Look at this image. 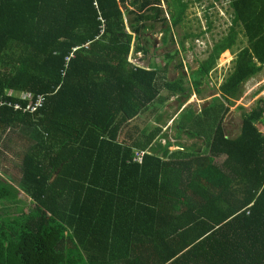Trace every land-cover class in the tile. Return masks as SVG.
I'll return each instance as SVG.
<instances>
[{
	"label": "trees",
	"instance_id": "1",
	"mask_svg": "<svg viewBox=\"0 0 264 264\" xmlns=\"http://www.w3.org/2000/svg\"><path fill=\"white\" fill-rule=\"evenodd\" d=\"M168 2L178 28L189 5ZM228 2L232 26L193 73L197 93L227 50L233 69L199 115L176 120L202 154L158 144L183 75L131 63L159 25L176 43L161 0H0V154L15 135L32 143L8 172L17 186L0 176V264H264V98L237 138L223 126L264 71V0ZM39 98L35 113L14 108Z\"/></svg>",
	"mask_w": 264,
	"mask_h": 264
},
{
	"label": "rangeland",
	"instance_id": "2",
	"mask_svg": "<svg viewBox=\"0 0 264 264\" xmlns=\"http://www.w3.org/2000/svg\"><path fill=\"white\" fill-rule=\"evenodd\" d=\"M169 0H161V7L166 13L165 18L169 20L173 28L172 38L167 44L163 45L162 40L165 38L163 26L159 25L154 32L148 31L147 38L151 44V50L148 55L133 54L132 62L134 65L148 68L150 65L158 67L162 72L159 75H166L167 79L179 78L183 75L184 82L189 95L188 99H183L186 95L174 97L162 111V119L158 122L163 129V133L169 134V138L160 137L162 146H167L168 143L177 144L180 142L187 147L194 148L197 145V151L202 154L209 152V148L203 145V140L199 136H191L189 132H183L182 139H178V126L182 112L186 110H194L201 113L205 106H208L215 96H219L218 88L224 79L231 73L233 69V61L236 56L232 51H225L217 63L216 68L210 73L208 80L201 85L203 93L199 95L195 87L193 73L200 68V65L209 57L213 46L220 42L229 33L232 26L231 10L228 0H185L189 8L185 15V20L180 27H174L171 22L169 13ZM240 43L246 41L240 36ZM185 43V45L183 44ZM244 44H240L243 46ZM137 49V46H135ZM235 48V53L237 50ZM155 50V54L153 51ZM176 50L179 54H175ZM169 53L175 54V60L171 64L167 61ZM183 63L184 68L179 65ZM167 70V71H166ZM264 98V71L258 76L253 77L245 85H243V94L241 98L235 101L230 112L226 115L223 126L230 138H237L241 133V126L245 114L249 113L253 108H256L258 102ZM147 118V117H146ZM261 131L264 133V125H260ZM195 132V131H194ZM162 133V134H163ZM31 142H27L20 135H15L10 139H5L2 153L0 154V176L7 177L13 181L15 176L20 175V170L15 166V161H18L16 155L25 154L29 150ZM173 151L178 150L172 148ZM224 158L219 159L218 165H221ZM9 172L13 174V178L9 177ZM17 186L16 181H13ZM20 202H23L25 208L32 206V199L21 192L19 195ZM0 205V209L4 208ZM7 210H11L19 206L17 203L6 206ZM27 208V209H28Z\"/></svg>",
	"mask_w": 264,
	"mask_h": 264
},
{
	"label": "built area",
	"instance_id": "3",
	"mask_svg": "<svg viewBox=\"0 0 264 264\" xmlns=\"http://www.w3.org/2000/svg\"><path fill=\"white\" fill-rule=\"evenodd\" d=\"M27 97H24L23 99H26ZM28 99V98H27ZM32 98H29V101H31ZM44 99L43 98H39L35 103H30L28 104L26 107L20 106V105H15V109L16 110H20L23 111L25 113H35L37 112L40 108H43L44 106ZM7 106H13L11 101L6 100V102L4 103Z\"/></svg>",
	"mask_w": 264,
	"mask_h": 264
},
{
	"label": "clouds",
	"instance_id": "4",
	"mask_svg": "<svg viewBox=\"0 0 264 264\" xmlns=\"http://www.w3.org/2000/svg\"><path fill=\"white\" fill-rule=\"evenodd\" d=\"M95 7H97V4H95ZM228 51H230V50H228ZM139 54H142V53H139ZM131 63L133 64V62L131 61ZM178 150H179V148H177ZM177 151V150H176Z\"/></svg>",
	"mask_w": 264,
	"mask_h": 264
},
{
	"label": "crops",
	"instance_id": "5",
	"mask_svg": "<svg viewBox=\"0 0 264 264\" xmlns=\"http://www.w3.org/2000/svg\"><path fill=\"white\" fill-rule=\"evenodd\" d=\"M9 172V171H8Z\"/></svg>",
	"mask_w": 264,
	"mask_h": 264
},
{
	"label": "water",
	"instance_id": "6",
	"mask_svg": "<svg viewBox=\"0 0 264 264\" xmlns=\"http://www.w3.org/2000/svg\"><path fill=\"white\" fill-rule=\"evenodd\" d=\"M206 107V106H205Z\"/></svg>",
	"mask_w": 264,
	"mask_h": 264
}]
</instances>
